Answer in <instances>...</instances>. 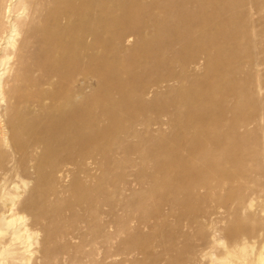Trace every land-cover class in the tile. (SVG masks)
<instances>
[{
  "label": "bare ground",
  "instance_id": "obj_1",
  "mask_svg": "<svg viewBox=\"0 0 264 264\" xmlns=\"http://www.w3.org/2000/svg\"><path fill=\"white\" fill-rule=\"evenodd\" d=\"M218 2L0 0V143L6 148L0 152V264L19 259L30 264L40 234L44 243H62L45 252L48 264H98V241L91 235L101 233L103 264L113 258L117 206L111 191L100 188L109 177L100 180L98 171L101 159L112 162L108 146L100 142L110 144L120 112H155L154 119L136 121L146 132L154 126L172 128L170 140L162 137L155 148L177 147L181 128L183 137L195 140L193 152L237 153V144L256 125V97L247 79L234 77L237 69L227 73L222 68L228 61L226 37L217 27L223 30L219 12L227 6ZM156 11L166 15V22H158ZM134 37L138 41L128 50ZM259 66L264 68V60ZM125 72L136 74L124 81ZM107 90L110 97L100 103ZM184 171L177 177L190 188L205 174L193 167ZM31 179L34 189L48 181L58 203H47L45 193L22 198ZM69 181L60 193L57 185ZM62 195L69 201L59 203ZM185 197L169 202L170 207L192 208L190 195ZM67 213L71 221L60 223ZM100 216L105 219L99 223ZM241 232L239 226L224 233L234 240L228 254L238 259L245 252L237 250Z\"/></svg>",
  "mask_w": 264,
  "mask_h": 264
},
{
  "label": "rangeland",
  "instance_id": "obj_2",
  "mask_svg": "<svg viewBox=\"0 0 264 264\" xmlns=\"http://www.w3.org/2000/svg\"><path fill=\"white\" fill-rule=\"evenodd\" d=\"M150 1L143 0L144 3ZM211 2L227 6L226 11L219 12L223 30L217 27L226 37L223 47L227 51L228 61L222 64V68L227 73L237 69L240 74L235 73L234 77L245 78L251 84L248 86L249 92L256 97L253 107L257 112L256 125L249 127L251 135L243 143L237 144V153L221 155L218 148H201L193 152L191 149L195 140H190L189 135L183 137L184 129L178 127L180 142L177 147L168 145L162 149L155 148L154 145L162 137L170 140L172 128L164 126L159 130L154 126L146 132L136 125V121H145L147 116L154 119L155 112L148 115L144 112L129 115L120 112L116 117L119 128L110 137V144L100 142L101 146H108L107 152H111L108 154L112 158L110 164L103 163L101 159L98 178L104 180L109 177L110 183L101 181L100 188L111 191L110 199L117 206L113 218L115 236L110 249L113 258L106 264H261L264 259V68L258 67L264 60V0ZM156 12L158 22H166V15ZM137 41L134 37L127 44V49L131 50ZM135 69L140 73L142 71L138 67ZM176 69L179 70V67ZM204 71L197 72L202 75ZM160 72L164 73L165 70ZM135 74L123 73L124 81ZM165 91V88L161 89V93ZM109 97L108 90L103 92L100 103ZM111 97L118 100L121 96L111 93ZM201 129H208V126ZM206 132L207 136L214 137L208 130ZM126 149L127 153L124 152ZM5 150L0 143V152ZM189 167L205 170V174L195 177L196 183L192 188L188 181L177 177ZM29 182L30 188L22 190V198L45 193L47 203H58L49 189L51 185L48 181L40 189H34V179ZM70 183L62 187L57 185L59 192L64 194L68 188H63ZM196 184L204 186L196 188ZM124 188L128 190L121 194ZM70 191L74 189L70 188ZM186 195H190L192 208L170 207L169 202L187 200ZM99 199L102 200L101 197ZM68 201L62 195L59 203ZM99 206L101 212L104 211L101 203ZM67 214V219L60 223L71 221L72 215ZM100 218L99 223L102 218L105 219ZM142 219L143 223L139 225ZM239 226L242 232L238 237L237 250L241 255L245 250L242 259L228 254L234 240L224 234ZM248 230L252 234L249 235ZM43 238V234H40V244L36 248L38 253L34 254L30 264H48L44 258L45 252L62 246L60 242L44 243ZM91 238L98 241L96 259L98 264H103L105 250L102 233L91 235ZM19 260L16 264H22Z\"/></svg>",
  "mask_w": 264,
  "mask_h": 264
}]
</instances>
